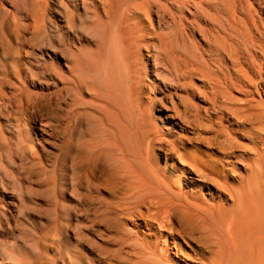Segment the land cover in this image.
I'll list each match as a JSON object with an SVG mask.
<instances>
[{
  "label": "bare ground",
  "instance_id": "1",
  "mask_svg": "<svg viewBox=\"0 0 264 264\" xmlns=\"http://www.w3.org/2000/svg\"><path fill=\"white\" fill-rule=\"evenodd\" d=\"M42 2L0 22V264H264V0Z\"/></svg>",
  "mask_w": 264,
  "mask_h": 264
},
{
  "label": "rangeland",
  "instance_id": "2",
  "mask_svg": "<svg viewBox=\"0 0 264 264\" xmlns=\"http://www.w3.org/2000/svg\"><path fill=\"white\" fill-rule=\"evenodd\" d=\"M9 1V0H8ZM15 1H18V2H15ZM15 1H13V2H11V1H9L11 4L12 3H14V5L13 6H11V5H9V2L6 4V2H7V0L6 1H4V0H0V11H3V12H0V22H1V20H4L3 19V17L5 16V11H9L11 14H12V12H13V14H12V17L11 16H8L7 17V22L10 24V26L12 25V27H13V21H15V24H17L18 26H19V24H21V26H22V24L24 23V24H26L27 22L29 23H27L28 25H30V23H31V21H32V19H30V17H32L34 14V12H35V9H36V7H34L35 6V2L36 1H41V0H27V2H26V0H23V2H22V0L20 1V0H15ZM20 2H22L21 4H20ZM24 2H26V5L24 6ZM44 2H45V4H44ZM46 2L48 3L47 5H46ZM53 2H54V4H53ZM57 2H59V0L57 1V0H52V3H51V1L49 0V2H48V0H43V2H42V5H46V7L47 8H52L53 10H45V15L48 17V19L50 20L49 22L50 23H46L47 22V19H45L46 21H44V23L46 24V26L44 27V29H46V32L49 34V32L51 31H48L50 28L52 29V31L54 30V32H50L51 34H49L48 36L49 37H51L50 35H52V37H51V39H56V40H60L61 39V37L62 36H60L61 35V33L60 32H58L59 30H57V26L59 25V21H58V18L56 17L57 16V14H56V11L54 10V9H58L57 8ZM15 3H19L20 4V6L21 7H19V4H17V5H15ZM28 3V4H27ZM32 3V4H31ZM39 3H41V2H39ZM55 3H57L56 5H55ZM3 4H5V5H3ZM22 4H23V6H22ZM32 6V9H31V7H26V6ZM53 5V6H52ZM14 6H17V8L19 7V9H21V12L19 11V10H16L17 8H15ZM4 7H5V9H4ZM7 7H8V9H7ZM14 7V8H13ZM34 7V8H33ZM2 8V9H1ZM7 9V10H6ZM10 9V10H9ZM27 9H30V10H32V11H34L33 13L32 12H30V10L28 11ZM5 10V11H4ZM25 10H27V11H25ZM17 11V12H16ZM19 11V12H18ZM48 11H51V12H48ZM52 11H54V12H52ZM23 12V14H21ZM26 14H25V13ZM31 13V16H30V13ZM17 13V14H16ZM19 13L21 14V15H19ZM28 13H29V15H28ZM15 14V15H14ZM52 14V15H51ZM22 15L24 16V17H22ZM53 15H54V17H53ZM21 17V19H20V17ZM28 16V17H27ZM45 16V17H46ZM53 17V19H52V17ZM21 21H20V20ZM52 19V20H51ZM54 21V22H53ZM23 22V23H22ZM43 23V25H45ZM56 23H57V25H56ZM33 24V22L31 23V25ZM50 24H51V26H50ZM56 26L55 28L53 27V26ZM21 26H19L20 28H22ZM49 27V28H48ZM54 28V29H53ZM55 30H57L56 31V33L57 34H59V36L55 33ZM46 33V34H47ZM54 33V34H53ZM55 34H56V36L57 37H55ZM53 37H55V38H53ZM93 37V41L95 40V44H97L98 43V39H97V36H92ZM50 39V38H49ZM171 43V42H170ZM173 43H175L174 41L171 43V44H169L170 45V48H171V50H172V48H173V50L174 49H177L178 48V45H172ZM176 44V43H175ZM172 46V47H171ZM175 47H177V48H175ZM172 50V51H173ZM176 51V50H175ZM178 51V50H177ZM174 52V51H173ZM121 67V66H120ZM90 72V71H89ZM92 74V73H91ZM121 79L123 80V77H122V74H121ZM123 82V81H122ZM130 127V126H129ZM131 130V129H130ZM57 184H59V183H57ZM58 186V185H57ZM56 186V188L55 189H57L56 190V193L54 192L53 193V191L50 189V191L48 190H46V191H42L41 189H39L38 187H36V186H33L32 185V187H31V194H32V196H30V198L32 199L31 200V202H33V204L30 202V204H28L30 207H31V209H32V212H30V214H28V216H26L27 214H26V210H22V209H20V211L18 212L19 214H18V216H17V213H15L14 215H12V217L14 218V220H16V222H19L18 224L16 223V228H17V230H22V231H25V230H27L26 228H28V230L29 231H31V232H35L34 231V229H31V228H34V226H37V227H35V229L36 228H38V229H36V230H38V231H36V233L37 234H40V233H44V229H46L45 230V232L48 230H50V227L49 226H51L52 227V225L54 226V220H55V216H56V213H55V208H57L56 206H59L58 208H57V214L58 215H60L61 216V214L64 216L65 214H67L68 213V216H69V213H70V215L73 217L74 216V213H75V203H76V201H74V200H76L74 197L77 195V194H73V192L74 193H76L75 191H74V189H72V187H70L71 186V184H67L66 186H68V187H66V189H65V191L64 192H62V194H61V197H59V194H60V185L57 187ZM34 187V188H33ZM59 189V190H58ZM37 190V191H36ZM33 191H34V193H33ZM40 191V194L38 193ZM42 192H43V194H42ZM51 194H50V193ZM37 193L39 194V195H37ZM48 193V194H47ZM64 193V194H63ZM74 195H72V194ZM42 194V195H41ZM45 194V195H44ZM41 195V196H40ZM46 195H48L47 196V198H45L46 197ZM71 195V196H70ZM37 196V197H36ZM40 196V198H38ZM43 196V197H42ZM51 196H54V197H52V198H50ZM57 196V197H56ZM63 196V197H62ZM36 197V198H35ZM34 198V199H33ZM38 198V199H37ZM43 198H44V200H46V201H44L43 200ZM50 198V199H49ZM70 198V199H69ZM36 199V200H35ZM60 199V200H59ZM41 200V201H40ZM43 200V201H42ZM50 202H49V201ZM56 201H58V202H56ZM65 203H64V202ZM36 202H37V204L38 205H36L37 207H40V205H39V203L41 204V207L40 208H37L34 204H36ZM45 202H47V204L45 203ZM49 202V203H48ZM53 202V203H52ZM44 203V204H43ZM59 203V204H58ZM61 203V204H60ZM68 203H69V205L70 206H72V207H70L69 208V206H68ZM0 204H2V205H0V212H2V210L3 211H5V215H7L8 216V213H7V210L8 209H6L7 208V206H5V205H3V203H1L0 202ZM46 204V205H45ZM53 206H52V205ZM61 205V206H60ZM68 207H67V206ZM43 206H44V208H43ZM51 206V207H50ZM34 207V208H33ZM46 207V208H45ZM49 207V208H48ZM63 207V208H62ZM52 208V209H51ZM54 208V209H53ZM61 208V209H60ZM2 209V210H1ZM34 209V210H33ZM37 209V210H36ZM39 209H41V210H39ZM45 209V210H44ZM66 209V210H65ZM68 209H70V210H68ZM36 210V212L38 213V215L40 214V215H42L43 213H45L46 211V214H44V217H43V215L42 216H40L39 215V217H37L36 216V213L34 212ZM61 212H60V211ZM64 210V211H63ZM52 211V212H51ZM23 212H24V214H23ZM40 212V213H39ZM48 212H50V213H48ZM59 212V213H58ZM66 212V213H65ZM4 213V212H3ZM31 213H34V214H31ZM63 213H65V214H63ZM22 214H23V216H22ZM51 214H52V216H51ZM31 215H33V216H31ZM48 215V216H47ZM50 215V216H49ZM18 217V219H17V217ZM26 216V217H25ZM30 216V217H29ZM46 216V217H45ZM53 216H54V218H53ZM67 216V215H66ZM23 217V218H22ZM28 217V218H27ZM40 217H42L41 219H40ZM11 217H9V219H10ZM22 218V219H21ZM33 218H34V220H33ZM39 218V219H38ZM46 218V219H45ZM51 219L50 220V222L51 221H53L52 223H50V225H49V222L47 223V221H49V219ZM52 218H53V220H52ZM64 218V219H63ZM20 219V220H19ZM30 219V220H29ZM35 219H37V220H35ZM63 219V220H62ZM21 220H22V222L23 223H20L21 222ZM29 220V221H28ZM61 223H66L67 224V222L69 223V221H64L65 220V217H61V220H60V218L58 219ZM24 221H28V222H25L24 223ZM33 221H35L34 223H35V225L33 226ZM39 221L43 224V226H42V224H41V226H39ZM72 221V222H71ZM70 221V223L72 224L71 226H69V229H71V228H73V224H75V222L73 221V220H71ZM37 222V223H36ZM25 224V225H24ZM30 224H32V225H30ZM22 225V226H21ZM48 225V226H47ZM21 226V227H20ZM32 226V227H31ZM47 226V227H46ZM39 227H40V229H39ZM42 227H44V228H42ZM2 230H5V231H7L8 232V230L6 229V227L3 225V224H1V227H0ZM5 228V229H4ZM19 228V229H18ZM22 228V229H21ZM24 228V229H23ZM74 228H76L75 226H74ZM73 228V229H74ZM12 229V228H11ZM43 229V230H42ZM73 229H71L72 231H73ZM77 229V228H76ZM76 229H74V232L73 233H77V230ZM40 231V232H39ZM42 231V232H41ZM25 232H27V231H25ZM1 233V232H0ZM47 233V232H46Z\"/></svg>",
  "mask_w": 264,
  "mask_h": 264
}]
</instances>
